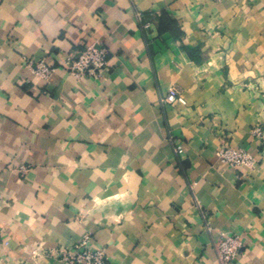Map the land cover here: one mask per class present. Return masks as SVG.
I'll use <instances>...</instances> for the list:
<instances>
[{"label": "crops", "instance_id": "1", "mask_svg": "<svg viewBox=\"0 0 264 264\" xmlns=\"http://www.w3.org/2000/svg\"><path fill=\"white\" fill-rule=\"evenodd\" d=\"M90 43L109 64L79 79ZM86 233L112 264H220L231 233L264 264V0H0V264H62Z\"/></svg>", "mask_w": 264, "mask_h": 264}, {"label": "built area", "instance_id": "2", "mask_svg": "<svg viewBox=\"0 0 264 264\" xmlns=\"http://www.w3.org/2000/svg\"><path fill=\"white\" fill-rule=\"evenodd\" d=\"M138 17L141 14L138 13ZM149 24H146L148 26ZM108 49L96 43L84 46L76 57H67L65 68L75 77L84 79L86 77H100L101 70L108 67ZM34 72L45 79H48L56 71V67L47 62L46 59L30 60ZM161 102L186 104L185 95L176 87L172 86L168 92L161 97ZM260 134V129L256 130ZM181 144L176 145V151H181ZM217 155L223 163L233 167L243 165L252 167L256 162V157L244 148H237L231 145L221 147ZM23 173L27 171L22 168ZM91 234L86 233L82 239L71 247H60L56 251V257L62 264H112L103 248L92 247L90 245ZM243 239L239 234L231 233L220 236L215 242V249L218 254L220 264H236L240 252L243 248ZM40 248L37 247L38 251Z\"/></svg>", "mask_w": 264, "mask_h": 264}]
</instances>
